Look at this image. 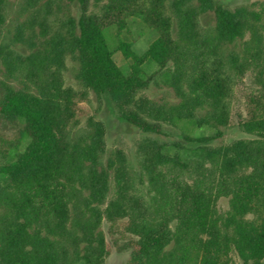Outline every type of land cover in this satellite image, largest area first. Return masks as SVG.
I'll use <instances>...</instances> for the list:
<instances>
[{
	"label": "trees",
	"instance_id": "1",
	"mask_svg": "<svg viewBox=\"0 0 264 264\" xmlns=\"http://www.w3.org/2000/svg\"><path fill=\"white\" fill-rule=\"evenodd\" d=\"M247 1L22 0L21 50L0 46V118L19 129L1 150L0 264H108L113 249L126 264H264V0ZM132 15L158 37L141 55L119 41L126 75L104 31ZM92 93L143 134L137 167L108 150ZM202 127L215 135H191ZM232 128L250 137L216 143Z\"/></svg>",
	"mask_w": 264,
	"mask_h": 264
},
{
	"label": "rangeland",
	"instance_id": "2",
	"mask_svg": "<svg viewBox=\"0 0 264 264\" xmlns=\"http://www.w3.org/2000/svg\"><path fill=\"white\" fill-rule=\"evenodd\" d=\"M231 7L236 5L247 3V0H220ZM22 0H6L5 5V14L6 22L3 27L0 28V46L11 45L15 50H21L17 45H12V38L15 32L16 26L24 21L26 16L21 11ZM74 13H77V10L74 8ZM205 26L212 25L213 19L207 17L203 20ZM109 41V45L115 49L113 51L115 62L121 69L128 70V64L126 58L119 50V41L124 39L129 41L138 55H141L148 43L153 39L154 34L158 33L155 29L149 28L146 24L139 18L134 15L129 16L125 19V27L123 29L118 28V26L113 25L105 29ZM115 46V47H114ZM147 50V48H146ZM23 51V50H22ZM125 58V59H124ZM131 62V61H130ZM70 70L66 72L65 79L68 86H73L79 88L78 83L74 79V69L70 65ZM147 74L150 75L157 70L156 66L146 65ZM2 70L3 67H2ZM3 80V72L0 70V82ZM150 97L160 100L162 98L172 99L174 95L169 89L162 87H152L146 92ZM91 107L93 113L107 124V144L108 150L113 151L116 148H122L126 151L129 156L130 162L137 167V143L143 137V134L137 130L135 127L127 124L121 120L113 111L111 104L105 99L100 103L99 99L95 94L91 95ZM18 128L16 126H11L7 124L0 118V161H1V150L4 148V143L16 140L18 136ZM166 131L173 137L177 136V130L173 128H167ZM191 135L194 137H209L215 135V130L209 127L194 128L191 131ZM247 134L241 132L238 128H232L225 132L224 138L217 140L219 142H233L238 139L249 138ZM219 208L222 211L228 209V200L222 199L219 202ZM128 253L118 252L113 249L110 257L108 258V264H126L128 260ZM235 264H242V262L235 258ZM78 264H85L84 262H79Z\"/></svg>",
	"mask_w": 264,
	"mask_h": 264
},
{
	"label": "crops",
	"instance_id": "3",
	"mask_svg": "<svg viewBox=\"0 0 264 264\" xmlns=\"http://www.w3.org/2000/svg\"><path fill=\"white\" fill-rule=\"evenodd\" d=\"M104 35H105V37H106V40H107V43H108V45H109V41H108V37H107V33H106V30L104 31ZM157 39V35L156 34H154V36H153V39L148 43V45H147V47L146 48H148L149 47V45H151L155 40ZM120 41H123V42H125V43H130L129 41H127V40H124V39H120ZM131 44V43H130ZM115 47V46H114ZM118 47V45L115 47V49L114 48H112L110 45H109V48H110V50L113 52L114 50L116 51V48ZM132 47H133V45H132ZM146 48H145V50L143 51V53L146 51ZM114 49V50H113ZM135 52V51H134ZM136 53V52H135ZM142 53V54H143ZM114 54V53H113ZM137 54V53H136ZM113 58H114V55H113ZM125 59V58H124ZM115 60V59H114ZM126 60V62H127V64H128V67H129V69L128 70H125V69H122V71L124 72V74H126V75H128V74H130V64H131V62H130V60L129 59H125ZM149 65V67H153V66H156L151 60H149V61H147L145 64H144V66H143V69H144V71H145V73H147V71H146V65ZM121 68V67H120Z\"/></svg>",
	"mask_w": 264,
	"mask_h": 264
}]
</instances>
